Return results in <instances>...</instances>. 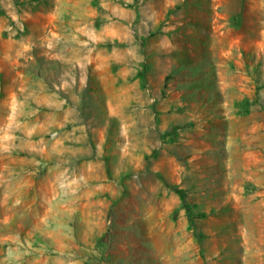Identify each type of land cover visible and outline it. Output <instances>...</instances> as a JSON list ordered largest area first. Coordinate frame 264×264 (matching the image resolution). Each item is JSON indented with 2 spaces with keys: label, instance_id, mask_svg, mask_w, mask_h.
I'll use <instances>...</instances> for the list:
<instances>
[{
  "label": "rangeland",
  "instance_id": "rangeland-1",
  "mask_svg": "<svg viewBox=\"0 0 264 264\" xmlns=\"http://www.w3.org/2000/svg\"><path fill=\"white\" fill-rule=\"evenodd\" d=\"M0 264H264V0H0Z\"/></svg>",
  "mask_w": 264,
  "mask_h": 264
},
{
  "label": "trees",
  "instance_id": "trees-1",
  "mask_svg": "<svg viewBox=\"0 0 264 264\" xmlns=\"http://www.w3.org/2000/svg\"><path fill=\"white\" fill-rule=\"evenodd\" d=\"M159 178L162 180L163 184L167 188L175 191L179 195V197L181 199V202H182V207L186 210L190 225L193 227L194 223H193V218H192V215H191V213H192V205L187 200L186 190L181 188V187H179V186H177V185L169 183L168 181H166V179L162 175H159Z\"/></svg>",
  "mask_w": 264,
  "mask_h": 264
}]
</instances>
